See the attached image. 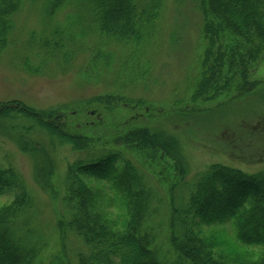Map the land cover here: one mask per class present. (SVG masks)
Wrapping results in <instances>:
<instances>
[{
	"label": "rangeland",
	"instance_id": "rangeland-1",
	"mask_svg": "<svg viewBox=\"0 0 264 264\" xmlns=\"http://www.w3.org/2000/svg\"><path fill=\"white\" fill-rule=\"evenodd\" d=\"M14 3L0 4V169L19 175L29 201L18 210L12 193L0 196V229L37 251L31 264H76L84 250L68 227L67 170L117 153L147 194L139 229L159 261L175 264L172 221L184 220L200 175L214 164L264 175V43L224 28L210 0H127L131 22H107L109 32L88 0ZM136 130L155 145L128 139ZM83 180L93 213L124 229L131 209L118 187ZM178 226L226 264L264 258L232 221Z\"/></svg>",
	"mask_w": 264,
	"mask_h": 264
},
{
	"label": "trees",
	"instance_id": "trees-1",
	"mask_svg": "<svg viewBox=\"0 0 264 264\" xmlns=\"http://www.w3.org/2000/svg\"><path fill=\"white\" fill-rule=\"evenodd\" d=\"M14 1L0 0V4H15ZM60 1L49 0L50 4H59ZM99 1L88 0V3L95 8L101 7L104 18L108 20H101L100 30L110 31L107 22L117 29L120 25H129L132 17L127 10V0H101V5ZM210 2L211 12L221 19L220 21H225L224 28H230L239 38L254 37L259 41L258 46L264 43V0ZM4 17L0 15L1 35L4 34L2 28H7ZM26 110L22 113L29 116L35 114ZM68 136H73L69 142L79 140L76 135ZM128 139L138 142L141 146L155 145L156 141L143 130L129 133ZM164 145L156 146L167 151L168 147ZM78 147L81 149L83 146ZM67 173L73 182L69 188L71 199L76 200L68 227L81 241L84 250L76 264H163L151 248V235L139 229L147 194L140 188L139 174L130 161L121 159L117 153H108L89 163H73ZM83 177L118 187L121 197L131 209L130 220L124 229L113 230L104 219L93 213L91 192ZM6 193L13 194L14 208L24 210L29 201L25 185L15 171L0 169V196ZM187 206L184 220L176 216L172 221L169 237L174 255L184 261V264H226L211 253L193 230L185 229L184 232L178 233L179 224L184 228L192 225L193 221L195 224V220L206 224L232 221L239 242L259 246L264 250V175L248 174L225 165H211L197 180ZM188 217L192 221L190 224ZM8 233L0 229V264H31L37 251L25 246L20 240L13 242ZM251 264H264V258Z\"/></svg>",
	"mask_w": 264,
	"mask_h": 264
}]
</instances>
